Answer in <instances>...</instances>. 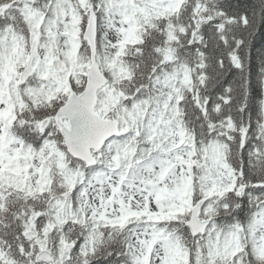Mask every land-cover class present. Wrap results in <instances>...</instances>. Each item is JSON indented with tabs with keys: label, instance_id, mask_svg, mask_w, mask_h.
Masks as SVG:
<instances>
[{
	"label": "snow or ice",
	"instance_id": "snow-or-ice-1",
	"mask_svg": "<svg viewBox=\"0 0 264 264\" xmlns=\"http://www.w3.org/2000/svg\"><path fill=\"white\" fill-rule=\"evenodd\" d=\"M0 264H264V0H0Z\"/></svg>",
	"mask_w": 264,
	"mask_h": 264
}]
</instances>
